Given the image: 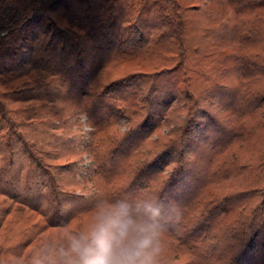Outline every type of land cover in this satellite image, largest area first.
Returning <instances> with one entry per match:
<instances>
[{
	"label": "trees",
	"instance_id": "trees-1",
	"mask_svg": "<svg viewBox=\"0 0 264 264\" xmlns=\"http://www.w3.org/2000/svg\"><path fill=\"white\" fill-rule=\"evenodd\" d=\"M262 4L0 0V264L17 238L24 251L9 260L27 264L46 240L64 244L81 229L72 223L78 214L62 206L82 195L69 181L58 187L67 171L53 161L59 154L49 155L66 144L69 102L94 123L86 146L105 199H135L131 192L143 187L144 199L162 206L161 222L173 229L168 244L184 264H264ZM128 64V72L107 75ZM230 73L239 84L229 99L202 105L210 100L201 93ZM180 74L185 89L175 92ZM69 87L75 94L63 95ZM99 111L108 115L94 119ZM122 117L127 129L109 131ZM164 124L167 131L157 132ZM200 137L211 141L194 170Z\"/></svg>",
	"mask_w": 264,
	"mask_h": 264
},
{
	"label": "clouds",
	"instance_id": "clouds-1",
	"mask_svg": "<svg viewBox=\"0 0 264 264\" xmlns=\"http://www.w3.org/2000/svg\"><path fill=\"white\" fill-rule=\"evenodd\" d=\"M83 214L86 226L64 244L49 242L27 264H160L161 238L173 229L161 222L155 199H99Z\"/></svg>",
	"mask_w": 264,
	"mask_h": 264
},
{
	"label": "rangeland",
	"instance_id": "rangeland-1",
	"mask_svg": "<svg viewBox=\"0 0 264 264\" xmlns=\"http://www.w3.org/2000/svg\"><path fill=\"white\" fill-rule=\"evenodd\" d=\"M261 8H262V10H260L261 13H259V14H261L264 18V4L261 5ZM235 17H236L235 13L234 12L231 13V15L229 17L230 23H228V25H226V24L223 25L222 28L224 30H226V29L228 30L230 28V27L228 28V26L230 24H232V26H233V24H234L233 22L235 20ZM169 18L170 17H168V19ZM193 61H194L193 57L190 56L188 59V63L193 64ZM212 61L209 58L208 64L210 66L212 65ZM232 66H234V64ZM126 69H132L130 64L121 65L119 68H110L107 72V75L114 76L118 72L119 73L128 72ZM230 71H232V70H229L228 73ZM182 73H184V72H182ZM233 74L234 73H230L229 75H223V77H220L218 79L219 80L218 82L220 84L215 89H213V88H211V90L208 89L209 91L207 92V94H205V92L201 93L202 97L205 100H210V101H207V102L201 103V104L206 105L208 103V107H211L212 106L211 102L213 101L212 99H215V102H216V99L220 103H222L223 101L226 102L229 99V97L232 95L231 91L235 89L234 86H237L239 84V81L236 79V77ZM181 76L183 77L184 75L180 74L179 80L180 79L181 80L179 81L178 84L175 85V92H178V91L181 92V91H183V89H185V82L184 83L182 82ZM185 76H184V78H185ZM212 78H213V75H212ZM215 78H213V79H215ZM167 79H169V77ZM208 86L212 87L213 84L210 83ZM219 88H220V93H218ZM65 91L66 92L63 91L64 92L63 95H66V96H72L75 94L74 87H69ZM56 92H59L58 87H56L55 89H48V94H52V93H56ZM66 105H67V107H65V110H67L68 112H73L72 117H68L65 114L66 119L67 120L69 119L68 120L69 125L62 130V132H64V134L62 135V139L65 141L66 144L61 145V146L59 145L57 147L52 148L51 152H49V155H55L56 156V154H59V155H57L58 159H54L53 161L55 163H63L65 165V170L67 171V172H65V174H62V178L64 179V181H63V183L60 182L61 184L58 187L62 188L64 185L68 184L67 182L69 181L70 183H72V185L69 186V189L74 191L73 195H75V194H81L82 195L81 197L75 196L74 198H71L62 207H63V209H65V212H68V211H72V213H73V211L76 212L78 214V216L75 217L73 215L74 219H72V223H74L73 225L79 224L81 226V228H83L84 226H86V223L88 220V216L83 214L84 212H86V211H84L86 206H88L89 202H95L99 199H105L104 190H105V187L107 188V186L105 185L106 183H103L99 179H96L95 177L91 176L92 166H93V158L89 155L90 149L86 146V144H87V141H90L92 139L93 134H91V132L94 129V123H92L91 121H88V117H87V114L85 112H81V111L78 112V108H77L76 104H71L69 102V103H66ZM175 112H177L176 115L179 113L182 114V112H180V111H175ZM96 113L98 116H96L94 119H99L101 117L108 115L105 111H99ZM61 119H63V116H61ZM125 119H126L125 117L120 118V120L118 121L119 123H116L115 125L110 127L108 130L115 133V134L121 135L120 133L125 131L128 127V124L124 122ZM168 127H169V125L164 124L160 128V130H158L157 132L167 131L166 129ZM106 132H107V130L102 132V135H105ZM157 132L154 135H156ZM108 133H110V132H108ZM212 134L215 135V132L213 130L211 132V136H212ZM95 138H96V136H94L93 139H95ZM53 139H54V137H52V139H48V140H53ZM201 139L202 138L200 137L199 139L195 140V141H197V146H196L197 148L195 149L196 156H194V159L196 160L195 163L197 166L194 168V170L199 168V161H200V159H202L205 156V147L211 141V139L210 140L208 139V140H206V142H204V141H201ZM124 152H125V150H122L121 154ZM15 154H17L16 158H18L19 156H18V150L17 149H16ZM119 155H120V153H119ZM119 155L115 156V157L112 156L109 159L108 163L109 164H112V163L115 164V162H117ZM134 157H135V155H134ZM134 157H132V158H134ZM140 161H141V158H140ZM200 163H201V161H200ZM129 168H130V166H129ZM132 170H133V168H132ZM74 183H79L80 185L74 184ZM15 185H17V184H15ZM83 186H85L86 188L83 189L82 188ZM15 187H17V186H15ZM117 187H118V183H117V186L115 183L112 186V188H110V191H116ZM65 188L68 189L66 186H65ZM111 195H114V192ZM130 195L131 196L135 195V197H134L135 199L136 198L144 199V188L140 187V189H136L133 192H131ZM128 196H129V194H128ZM186 200L187 199L185 196L178 199V201H180V202L186 201ZM158 205L160 207H162L160 204H158ZM161 210H162V208H161ZM163 215L164 214L161 215V218L163 217ZM190 233L191 232H188V234H190ZM161 239H162V244H163L164 250H163L162 255H161L160 264H184L185 261L187 260V257L184 255L183 258L185 261H183L182 257L178 256V254L176 252H178L179 249H177V247H174V246H171L168 244L169 243L168 242L169 237L167 235H165ZM46 242L48 244L50 241L46 240ZM23 243H24V240L22 241V239L20 240V238H17L14 241V243L9 247V251L6 253V256H5L4 262H3L4 264H12V261H10L9 259H11V260H13V262H15L16 260H18V257L20 258L19 255H21V253L24 251V249L20 253H18L19 250H16V249L22 248L24 246ZM6 261L8 263H6Z\"/></svg>",
	"mask_w": 264,
	"mask_h": 264
}]
</instances>
